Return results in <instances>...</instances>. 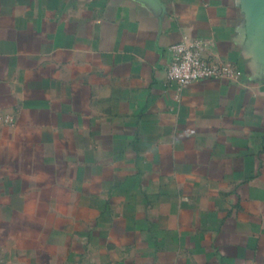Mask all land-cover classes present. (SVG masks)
<instances>
[{
    "label": "crops",
    "instance_id": "1",
    "mask_svg": "<svg viewBox=\"0 0 264 264\" xmlns=\"http://www.w3.org/2000/svg\"><path fill=\"white\" fill-rule=\"evenodd\" d=\"M0 264H264V0H0Z\"/></svg>",
    "mask_w": 264,
    "mask_h": 264
},
{
    "label": "built area",
    "instance_id": "2",
    "mask_svg": "<svg viewBox=\"0 0 264 264\" xmlns=\"http://www.w3.org/2000/svg\"><path fill=\"white\" fill-rule=\"evenodd\" d=\"M206 41L195 39L190 43L182 41L172 45L170 61L166 69V83L175 86L181 93L189 85L207 80H221L233 74L232 67L204 56Z\"/></svg>",
    "mask_w": 264,
    "mask_h": 264
}]
</instances>
